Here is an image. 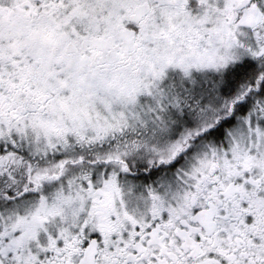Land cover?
Wrapping results in <instances>:
<instances>
[{"label":"snow or ice","instance_id":"snow-or-ice-1","mask_svg":"<svg viewBox=\"0 0 264 264\" xmlns=\"http://www.w3.org/2000/svg\"><path fill=\"white\" fill-rule=\"evenodd\" d=\"M0 264H264V0H0Z\"/></svg>","mask_w":264,"mask_h":264}]
</instances>
